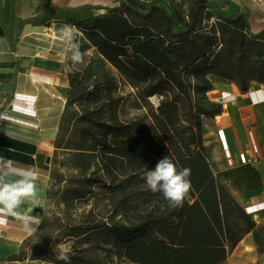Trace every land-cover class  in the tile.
I'll list each match as a JSON object with an SVG mask.
<instances>
[{
	"label": "trees",
	"instance_id": "1",
	"mask_svg": "<svg viewBox=\"0 0 264 264\" xmlns=\"http://www.w3.org/2000/svg\"><path fill=\"white\" fill-rule=\"evenodd\" d=\"M128 0L114 6L48 7L31 18L59 26L70 24L80 34L82 51L93 50L72 70L66 61L70 85L55 142L46 208L50 203L70 207L100 186L110 193L111 213L101 218L91 209L60 228L62 239L103 236L125 263L112 264H223L256 221L215 177L204 144V118L224 110L214 101L212 77L235 82L247 91L264 84V28L253 30L252 18L240 11L229 16L213 10L209 0ZM167 3L173 14L158 2ZM92 9H104L94 14ZM215 19L216 22H212ZM177 24L181 30H177ZM139 98L167 96L159 105L169 125L186 110L184 153L173 152L172 138L162 113L153 121H129L117 116L122 98L115 96L118 75ZM243 76L240 79L237 76ZM164 131V132H163ZM180 168H190L192 188L182 207H172L161 192H152L145 173L164 156ZM65 157L61 160V157ZM63 159V158H62ZM64 165L69 176L59 172ZM44 216L24 243L20 258L63 264L51 246L38 254L30 242L46 223ZM63 218L58 217V221ZM264 251L263 241H259ZM125 255H122V252ZM71 264H105L78 251L69 252Z\"/></svg>",
	"mask_w": 264,
	"mask_h": 264
},
{
	"label": "crops",
	"instance_id": "2",
	"mask_svg": "<svg viewBox=\"0 0 264 264\" xmlns=\"http://www.w3.org/2000/svg\"><path fill=\"white\" fill-rule=\"evenodd\" d=\"M116 4L115 0H0V176L14 183L27 170L37 174V199H25L16 211L24 213L31 207L29 215L40 223L46 213L55 142L70 80L59 32L62 26L54 17L46 22L31 18L48 7ZM250 16L257 22L256 31L264 28V7ZM212 79L209 96L214 100L223 95L225 103L221 114L203 119L208 161L215 177L256 221L255 230L245 235L223 264H264L259 244L264 245V84L254 81L242 91L235 82ZM13 105L32 107L35 115L15 111ZM4 215L8 222L0 225V264H47L20 258L24 243L39 225H25L22 219ZM29 228L35 230L30 233Z\"/></svg>",
	"mask_w": 264,
	"mask_h": 264
},
{
	"label": "rangeland",
	"instance_id": "3",
	"mask_svg": "<svg viewBox=\"0 0 264 264\" xmlns=\"http://www.w3.org/2000/svg\"><path fill=\"white\" fill-rule=\"evenodd\" d=\"M116 1L118 3L120 2V0H115V2ZM128 1L132 2L136 7L143 11L147 10V6L143 3H140L136 0ZM209 2L213 10L220 11L223 9L222 11L225 10V14L229 16H236L239 11H244L245 9V12H247L249 15L255 13L258 14L261 8L264 7V0H209ZM158 3L162 5L168 12L173 14L167 3L163 1H159ZM212 22H216V20L213 19ZM256 23V21L252 22L253 30L255 31L257 28ZM175 26L177 30H181L177 24H175ZM86 53V56H90L94 53V51L91 49ZM237 77L240 79L244 78L241 75ZM117 81L118 89L114 95L122 98L117 111L118 118L123 121H129L140 117H146V120L149 122L153 121L155 113L159 115L162 113L160 116L161 119H163V126L169 128L166 129V131L168 132L169 138H172L173 140V152L180 154L184 153L185 148L180 142V136H186L187 134L185 130L186 123H184L186 110H184V107L181 105L180 119L177 120V118H173V121L176 123H171V125H169L170 121L166 118V114L163 111L160 112L158 109L161 102L166 99L168 100V98L171 97L174 98L175 93L172 92L167 96L156 95L149 97L147 100H143L142 98L138 97L137 90L127 84L119 75L117 76ZM64 158V156L61 157V160H64ZM59 170V172L65 174L66 176L70 175L67 168L62 164H59ZM72 203L73 204L70 207L64 204L60 205L57 202L50 203L49 207L46 208V223L39 233V236H36L30 242V252L32 247L36 244H40V247L38 248V254L43 248H51V246L55 245V248H58L59 250H65L68 251V253L78 251L79 254H83L84 256L94 259L100 263H125V257H120L117 254L114 245L107 244L103 236H92L90 238H81L79 240L67 238L62 239L58 244H55L57 236H60V228L63 227L66 222H68V219H66L67 217H69V220L72 218L75 220L79 217V215L87 213V211L92 209L95 214H98V217L100 216L101 218H104L108 216L112 210L110 193L100 186L95 187L94 193L89 195L87 198L82 200H74ZM58 217L63 218L62 221H64V223H59ZM122 255H125L124 251L122 252Z\"/></svg>",
	"mask_w": 264,
	"mask_h": 264
},
{
	"label": "clouds",
	"instance_id": "4",
	"mask_svg": "<svg viewBox=\"0 0 264 264\" xmlns=\"http://www.w3.org/2000/svg\"><path fill=\"white\" fill-rule=\"evenodd\" d=\"M61 40L65 44L66 58L71 62L72 70L85 60L87 53L82 51L80 34L70 24H65L59 29ZM191 169L180 168L169 156L158 160L153 169L145 173L147 187L152 192H161L172 207H182L183 202L192 188L190 180ZM37 174L33 170H27L20 179L14 183H8L0 176V214L6 213L22 219L25 225L40 224L38 217L29 215L33 211L30 207L24 213H18L16 209L25 200L33 202L37 199ZM5 223L4 217L0 216V224ZM35 229L29 228L30 233ZM63 264H71V256L68 251L61 250L56 256Z\"/></svg>",
	"mask_w": 264,
	"mask_h": 264
},
{
	"label": "built area",
	"instance_id": "5",
	"mask_svg": "<svg viewBox=\"0 0 264 264\" xmlns=\"http://www.w3.org/2000/svg\"><path fill=\"white\" fill-rule=\"evenodd\" d=\"M214 101H217V102H220V103H225V97L223 95L216 96ZM12 108L15 111H19V112L26 113V114H31L32 116L35 115V111H34V109L32 107L21 106V105H13ZM4 214H6V213H2V214H0V216L4 217L5 223L0 224V225H6L7 222H8V219H7V217Z\"/></svg>",
	"mask_w": 264,
	"mask_h": 264
},
{
	"label": "bare ground",
	"instance_id": "6",
	"mask_svg": "<svg viewBox=\"0 0 264 264\" xmlns=\"http://www.w3.org/2000/svg\"><path fill=\"white\" fill-rule=\"evenodd\" d=\"M93 1H97V0H93ZM21 108V107H20Z\"/></svg>",
	"mask_w": 264,
	"mask_h": 264
},
{
	"label": "water",
	"instance_id": "7",
	"mask_svg": "<svg viewBox=\"0 0 264 264\" xmlns=\"http://www.w3.org/2000/svg\"><path fill=\"white\" fill-rule=\"evenodd\" d=\"M48 161H50V159H48Z\"/></svg>",
	"mask_w": 264,
	"mask_h": 264
}]
</instances>
